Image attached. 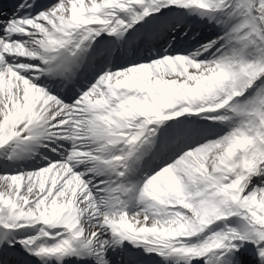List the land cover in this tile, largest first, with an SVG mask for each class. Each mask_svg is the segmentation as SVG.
<instances>
[{"label": "snow or ice", "instance_id": "1", "mask_svg": "<svg viewBox=\"0 0 264 264\" xmlns=\"http://www.w3.org/2000/svg\"><path fill=\"white\" fill-rule=\"evenodd\" d=\"M0 264H264V0H0Z\"/></svg>", "mask_w": 264, "mask_h": 264}]
</instances>
